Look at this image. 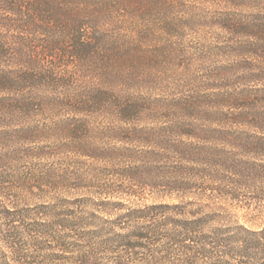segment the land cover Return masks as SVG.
Segmentation results:
<instances>
[{"label":"trees","instance_id":"trees-1","mask_svg":"<svg viewBox=\"0 0 264 264\" xmlns=\"http://www.w3.org/2000/svg\"><path fill=\"white\" fill-rule=\"evenodd\" d=\"M92 2L0 0V264H264V222L252 228L233 213L264 215V163L215 159L236 134L264 152V111L242 108L257 98L231 91L229 61L222 86L207 80L218 92L177 102L123 97L110 85L83 94L87 87L65 73L100 49L85 15ZM256 14L218 15L226 34L248 35L222 46V56L241 49L264 64V0ZM174 23L162 34L177 33ZM54 109L68 115L62 133L43 118ZM97 109L116 116L107 143L88 135ZM68 154L102 160L115 176L62 167ZM147 190L170 201L141 202Z\"/></svg>","mask_w":264,"mask_h":264},{"label":"rangeland","instance_id":"rangeland-1","mask_svg":"<svg viewBox=\"0 0 264 264\" xmlns=\"http://www.w3.org/2000/svg\"><path fill=\"white\" fill-rule=\"evenodd\" d=\"M91 1L94 7L87 9L85 15H90L89 19L92 22L90 25L96 29L95 36L102 39L100 49L82 64L72 62L65 73L79 79L77 87H87L83 94L88 92L89 88L110 85L117 87L123 97H143L152 102L153 100L177 102V99L191 95L192 91L198 95L218 92V89H207L206 83H209L207 80H213L222 86L225 82L218 78L221 73L220 66L229 61L233 65L229 83L231 91L235 95L244 93L248 97L257 98L252 108L251 104L241 107L249 114L253 113L254 109L264 111L262 67L264 64L246 57L250 56L251 52L246 50L241 52V49L232 51L230 48L229 59L222 56L225 55L221 50L222 46L234 41L231 46L235 47V41L246 40L248 35L238 33V30L226 34L217 26L216 19L220 13L231 11L237 16L251 20L257 15L263 0H234L229 3L224 0ZM170 20L179 27L177 33L162 34L163 25ZM103 53L106 54V60ZM234 109L236 113L239 107ZM55 110L53 114H43V118L51 120L48 124L56 131L55 133H62L61 124H67L65 121L68 115L61 109ZM88 115L87 124L90 128L88 135L94 137L96 142H109L106 135L110 134L108 130L116 125L114 113L107 112L106 109L105 111L97 109ZM162 115L163 113H158L159 121ZM143 121L153 124L156 118L149 119L145 116ZM246 130L244 132L251 133L250 129ZM252 131L257 130L254 128ZM245 136L246 134L243 136L236 134L233 145L220 146L221 142L218 147L223 148L224 154H216L215 159L220 161L229 154L235 160L264 163V152L253 151L243 146ZM64 156L63 161L66 164H62V167L71 164L73 168L81 167L93 174L97 172L99 176L104 177L103 179H112L115 176L114 170H117L116 167L104 168L102 160H90L84 156L72 158L73 156L69 154ZM220 167H218L220 170L225 169ZM242 179L244 180L243 177ZM47 192H53V189L50 191L47 188ZM53 193L58 194V191ZM240 194L242 197L256 195L253 191L243 189ZM143 198L141 202L150 203L156 200L170 201L171 197H161L147 190ZM235 209L234 219L240 223L253 228L264 222V215L255 210H247L244 207Z\"/></svg>","mask_w":264,"mask_h":264}]
</instances>
